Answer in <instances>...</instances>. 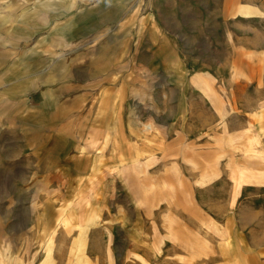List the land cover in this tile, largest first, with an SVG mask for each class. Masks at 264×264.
Instances as JSON below:
<instances>
[{"label": "rangeland", "instance_id": "1", "mask_svg": "<svg viewBox=\"0 0 264 264\" xmlns=\"http://www.w3.org/2000/svg\"><path fill=\"white\" fill-rule=\"evenodd\" d=\"M37 1L0 0V264L206 255L210 244L180 229L169 195L230 185L235 211L241 185L264 184L261 0H78L104 8L106 27L88 30L105 34L89 51L96 61L72 73L86 95L60 97L39 89L27 28ZM68 54L52 51L49 63ZM218 227L209 229L224 236ZM181 231L184 249L201 253L167 255L166 237L177 243Z\"/></svg>", "mask_w": 264, "mask_h": 264}, {"label": "crops", "instance_id": "2", "mask_svg": "<svg viewBox=\"0 0 264 264\" xmlns=\"http://www.w3.org/2000/svg\"><path fill=\"white\" fill-rule=\"evenodd\" d=\"M77 1L39 0L35 3V17L27 28L28 32L33 31L36 35L31 47H34L37 57L35 64L43 67L40 77L43 81L39 86L42 96L43 89L52 90L58 97L87 93L83 80L73 81L72 73L77 69L81 72L86 63L96 61V57L89 51L92 46H100L99 40L105 30L99 27L98 34L97 31H91L90 34L88 28L90 26L92 29V26L99 22L106 27V21L101 18L100 12L104 8L99 4L81 9L77 7ZM261 3L264 5V0H261ZM260 15V18L264 19V11ZM262 28L259 29L261 33L264 31ZM96 40L98 43H95ZM52 51L60 55L64 52L70 54L56 63H49ZM33 80L35 84H40L36 77ZM175 191L174 195H169V207L178 209L172 213L178 217L180 229L198 233L200 237H195V243H202L204 238L211 249L206 251V255L200 256L201 258L194 257L190 263L174 264H239L234 259L238 248L242 249L244 254L259 259L260 264H264V184L241 185V194L234 200V203L240 202L236 204L235 211L228 207V203L234 199L231 195L234 189L230 185L207 183L197 187L184 186ZM216 225H219L218 228L224 236H216L211 232L210 229ZM178 238L177 243H172L166 237L167 255L190 257L192 253H201L202 249L198 246L184 249L182 243L190 238L182 231Z\"/></svg>", "mask_w": 264, "mask_h": 264}, {"label": "bare ground", "instance_id": "3", "mask_svg": "<svg viewBox=\"0 0 264 264\" xmlns=\"http://www.w3.org/2000/svg\"><path fill=\"white\" fill-rule=\"evenodd\" d=\"M138 1H139V0H138ZM250 12H251V11H250L249 9H248V10L246 9V10H243V11H242V13H244V14H245V13H250ZM197 82H198V81H197ZM84 150H85L84 148H82V147L80 148L81 153H83ZM98 152H99V151H98ZM85 229L87 230V227H86ZM84 234H85V233H84ZM49 242H50V241H49ZM79 259H80V258H79Z\"/></svg>", "mask_w": 264, "mask_h": 264}]
</instances>
